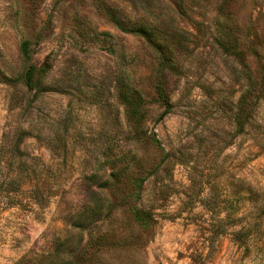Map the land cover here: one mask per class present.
<instances>
[{
  "label": "rangeland",
  "instance_id": "1",
  "mask_svg": "<svg viewBox=\"0 0 264 264\" xmlns=\"http://www.w3.org/2000/svg\"><path fill=\"white\" fill-rule=\"evenodd\" d=\"M220 6L264 90V0H0V72H25L22 35L31 64L50 66L39 93L0 83V184L24 183L13 207L0 199V264H40L91 190L125 168L128 184L150 174L138 204L155 221L145 232L126 212L98 223L92 234L105 248L95 264H264V95L237 134L245 81L214 43ZM113 17L156 42L122 33ZM91 31L111 34L132 65ZM122 73L146 101L135 144L115 91ZM158 84L170 106L164 117ZM152 134L163 152L147 141ZM113 192L105 206L118 205Z\"/></svg>",
  "mask_w": 264,
  "mask_h": 264
},
{
  "label": "trees",
  "instance_id": "2",
  "mask_svg": "<svg viewBox=\"0 0 264 264\" xmlns=\"http://www.w3.org/2000/svg\"><path fill=\"white\" fill-rule=\"evenodd\" d=\"M111 21L122 33L138 36L149 42H156L155 34L147 30L144 26L130 25L125 27L120 20L115 17L111 18ZM215 27L214 43L224 55L232 57L242 69L245 83L236 105L233 123L237 134H242L251 116L252 101L256 103L262 99L264 90L262 86L253 79V72L246 61L247 52L245 37L237 31L235 22L232 17L228 16L225 6H220L216 14ZM90 33L93 37V41H96V43H106L108 45L107 51L120 59L125 67L127 66L128 61L126 58H128V56L125 55L123 51H119L115 48L116 44L111 34L92 31ZM19 53L21 60L26 65L25 72L21 78L9 77L5 73L0 72V83L12 87L21 85L29 92H41V86L44 83L43 79H45L47 72L50 70L49 64L44 62L38 67L31 64V40L23 35L20 40ZM132 57L133 54L130 52L129 59L131 61ZM131 61L128 62L130 66L132 65ZM166 62L169 65L170 59L166 58ZM115 91L119 102L124 108V114L133 135L132 142L135 144L142 140L139 135L142 133V127L145 125L147 118L145 98L134 84L132 76L125 73L117 77L115 81ZM156 91L158 98L165 107L164 112L161 114V117H164L169 113V102L160 84L157 85ZM147 141L163 152L154 134L147 136ZM15 148L18 150V147L15 146ZM163 162H165V159L162 158L161 162L155 166L152 173H154ZM125 171L126 168L122 172L109 175V177L96 186L94 190H91L90 197L86 204L73 215L68 233L55 241L47 256L45 254L40 260V264H95L98 256L102 254V250L105 247L100 242L104 237H93L95 235L92 234V230L96 228L98 223L101 224L105 220L112 218L117 212L120 214L126 212L137 228L142 232L147 231L153 226L155 219L152 212L144 209L138 204L142 197L141 182L147 179L150 174H146L144 177L130 178V183L128 184L127 181H122L126 180L122 178V174ZM96 177H98V175L95 173L89 178L94 179ZM23 185L24 183L22 182L16 183L13 178L2 180L0 184V199L2 204L7 208L17 204V195L19 191H21ZM4 186H6V189H3ZM111 191L115 193L114 200L118 203L117 206L104 205V203L108 201L107 195ZM85 232L86 235H88V239L84 242L83 235ZM72 236L78 237L73 243L71 242ZM93 238L95 239L93 240Z\"/></svg>",
  "mask_w": 264,
  "mask_h": 264
}]
</instances>
